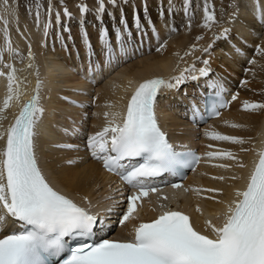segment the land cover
<instances>
[{
  "label": "bare ground",
  "instance_id": "obj_1",
  "mask_svg": "<svg viewBox=\"0 0 264 264\" xmlns=\"http://www.w3.org/2000/svg\"><path fill=\"white\" fill-rule=\"evenodd\" d=\"M207 2L219 20L211 29L202 26L205 0H127L118 6L105 0L107 11L99 14L100 19L95 12L98 0H52L55 11L61 14L59 24L56 22L55 11L50 15L46 11L48 0H38L27 9L20 8L16 0H12L10 6L16 9L15 15H3L10 21L8 33L17 53L5 50V25L0 19V71L7 73L9 69L5 65L12 64L18 70L17 75L22 78L23 93L19 101L13 100L11 106L0 114L5 117L0 120V131H5L12 124L24 101L35 94L39 81L40 104L45 109L36 129L35 151L39 165L62 193L83 206L87 205L83 197H87L91 208L98 209L95 213L99 214L103 225L105 215L109 214L107 209L117 202H112L110 198L120 197L116 193L114 179L102 170L98 161L88 157L85 138L105 126V112L125 111L124 103L133 85L152 76L166 79L178 76L191 65L197 69L204 67L202 61L205 59L210 60L211 67L207 77H200L197 81L188 79L178 88L165 89L158 95L156 116L162 127L168 130L169 137L175 139L181 148L197 145L201 155L198 167L180 188L186 187L189 190L172 189L164 192L171 201L181 197L176 208L189 212L200 230L210 232L205 221L209 219L218 226L217 222H222L221 217L225 211V204L220 201L238 199L235 190L245 185L249 163L255 158L257 145L261 144L258 139L264 138V109L251 111L242 108L246 100L264 103V54L257 51L258 45L264 48V25L256 16L257 10L264 15V0H243L235 20L229 19V13L237 8L235 0ZM37 3L42 5L38 10L35 6ZM81 3L86 4L90 11L81 14ZM65 7L73 14L71 18L64 15ZM2 8L3 0H0V13ZM37 11L40 13L39 23H36ZM122 15L128 21L130 36L123 32L119 23ZM134 16L140 19V29L135 26ZM49 19L51 27L45 35L44 25ZM102 25L109 29L113 49L111 59L99 41ZM117 27L121 28L122 42L116 39ZM224 27L229 29L228 35L214 39V33L218 34ZM85 29L95 50L91 61L94 67L92 73L85 67L89 66V53L81 38ZM198 36L203 39H197ZM121 43L126 54L120 50ZM209 44L212 45L209 53H203L202 48ZM193 45L196 47L193 48ZM29 50L33 53L32 58L28 56ZM131 54L134 59L127 60ZM29 63L31 67H28ZM96 63L100 64L99 70H95ZM211 83L222 85V88L211 87ZM89 88H92V97L87 94ZM208 90L229 94V105L208 124L197 127L199 140L194 143L193 137L197 130H193L195 126L188 122V109L192 111L191 100L196 102L199 93ZM236 94L238 98L232 100ZM6 95L7 77L3 75L0 76V107ZM80 105L84 108H80ZM89 111V128L86 136H83V132H80L85 126L83 114L87 116ZM65 128L69 130L68 133H65ZM74 129L77 131L73 132ZM206 131L237 136L243 138L245 143L213 140L205 134ZM4 142L0 140V148ZM66 143L78 147H55ZM210 144L212 148L208 147ZM219 149H228L237 157L236 161L225 159L214 162L230 164V168H218L206 162L207 158L203 154ZM69 160L73 163L69 164ZM238 163L244 167H239ZM214 176H223L225 179H212ZM233 176L237 178L233 180ZM192 188H218L221 191L197 195L190 190ZM157 196L150 194L148 198ZM143 200L147 199L143 197L140 201ZM156 212L153 209L140 210L137 216L149 219ZM133 221L119 224L120 233L127 234Z\"/></svg>",
  "mask_w": 264,
  "mask_h": 264
},
{
  "label": "snow or ice",
  "instance_id": "obj_2",
  "mask_svg": "<svg viewBox=\"0 0 264 264\" xmlns=\"http://www.w3.org/2000/svg\"><path fill=\"white\" fill-rule=\"evenodd\" d=\"M107 2L118 6L127 0ZM235 2L237 8L229 13L231 20L237 19L239 5L243 0ZM35 6L37 10L42 7L39 3ZM46 11L49 15L55 11L52 0H48ZM79 11L85 14L90 9L81 3ZM106 11L105 0H98V6L95 8L97 18L100 19L99 14ZM187 11L186 5L185 12ZM3 13L15 15L16 9L10 6V0H3L0 19L5 25V50L17 53L18 50L11 45L8 33L10 21ZM63 13L69 18L73 15L67 7L63 9ZM256 16L264 25V15L259 14L257 10ZM55 18L59 24L61 20L59 11H55ZM39 21L40 13L37 11L36 23ZM119 23L123 27V32L130 36L128 21L123 15ZM134 23L137 29L141 28L138 16H134ZM218 23L215 10L205 0L202 26L211 29ZM50 27L49 19L44 25L45 35L48 34ZM228 33L229 29L224 27L218 34L214 33V39L227 36ZM115 35L116 39L122 42L120 27L116 28ZM81 38L89 53L87 71L92 73L94 67L91 61L95 50L86 29ZM197 39L203 37L198 36ZM99 41L111 59L113 49L108 27L101 26ZM211 47L209 44L202 48V52L209 53ZM120 50L126 54L123 43ZM257 51L264 54V48L259 45ZM28 56L33 57L31 50ZM202 63L204 67L197 69L195 65H191L178 76L167 79L156 77L143 81L133 91L124 112H105L107 119L105 126L100 131L88 135L86 148L91 156L102 161L107 171L115 173L127 185L138 190L127 198L128 207L120 219L121 225L136 219L137 202L148 196L149 192L157 191L152 185L155 178L160 177L162 173H176L182 168L192 167L200 162L201 157L194 152L177 151L169 142L168 134L158 123L155 107L157 97L163 90L178 88L188 79L197 81L200 77H207L211 72L210 60L205 59ZM5 67L9 71L7 73L0 71V76L7 77V95L0 107V114L11 106L13 100L19 101L23 94L22 78L17 75L18 70L12 64ZM28 67H31V63ZM99 68L100 64L96 63L95 70ZM39 84L37 81L35 94L23 104L14 122L5 131H0V140L5 141L0 148V208L3 209L0 213V231H3V225L9 217L19 223L18 231L0 237V264H264V150L259 152L258 162L248 178L245 189L235 190L238 199L220 201L225 204L222 224L217 226L211 220L205 221L206 227L211 229V234L196 230L190 217L184 212L166 210L149 222L134 225L132 230L134 235L131 239H102L99 242H92L102 219L98 213L91 211V202L87 197H83L88 205L83 206L54 189L39 166L35 151L36 129L45 112L40 104ZM210 86L222 88V85L216 83H211ZM237 98L238 94L232 96V100ZM224 107H227L226 101L213 104L212 113L219 115V109ZM242 108L256 111L264 109V103L246 100ZM192 111L194 118L199 115L195 105L192 106ZM4 118L0 115V120ZM64 131L68 133L69 130L65 128ZM75 131L77 130L74 129L73 132ZM205 134L213 140L245 143L243 138L216 131H206ZM55 147L74 149L78 146L66 143L57 144ZM208 147L213 146L210 144ZM203 156L207 158L206 162L213 163V166L218 168H230L232 165L214 163L215 161L237 160L234 153L228 149L207 151ZM68 163L71 164L73 161L69 160ZM238 166L244 167L242 163H238ZM231 178L235 180L237 177ZM212 179L225 178L214 176ZM173 187L179 188L181 185L174 184ZM190 190L197 195L202 192L221 191L218 188ZM199 210L197 207V211ZM107 211L110 213L113 208L109 207Z\"/></svg>",
  "mask_w": 264,
  "mask_h": 264
},
{
  "label": "rangeland",
  "instance_id": "obj_3",
  "mask_svg": "<svg viewBox=\"0 0 264 264\" xmlns=\"http://www.w3.org/2000/svg\"><path fill=\"white\" fill-rule=\"evenodd\" d=\"M10 1H12V0H10ZM36 1H38V0H16V5H19L20 6V8H23V9H27L28 7H30V6H32V5H34L35 4V2ZM148 4H150L149 2H148ZM132 56V57H131ZM131 58H133V54H131L130 56H129V58H127V60L128 59H131ZM134 59V58H133ZM126 60V59H125ZM125 60H123V61H125ZM86 68H88L89 66H85ZM89 82V81H88ZM90 83V82H89ZM94 84V83H93ZM92 88H89V90L87 91V94H88V96L89 97H92V96H90L91 94V90ZM80 108H84V107H81V105H80ZM91 110V109H90ZM92 112V111H91ZM83 116L85 117V126H84V129L83 130H81L80 132H83V136H86V133H87V129L89 128L88 126H89V120L91 119L90 118V111H89V115L87 114V116H86V114H83ZM88 117V118H87ZM86 118H87V122H86ZM88 124V125H87ZM202 127V126H201ZM201 127H199V128H201ZM199 128H197V127H194L193 128V130H197V134L193 137V141H194V143H197L198 142V136H199V133H198V129ZM197 149H198V147H197ZM110 196V195H109ZM113 195L111 194V197H112ZM110 200L113 202L114 201V198L112 197V198H110ZM109 200V201H110ZM104 211V210H103Z\"/></svg>",
  "mask_w": 264,
  "mask_h": 264
}]
</instances>
